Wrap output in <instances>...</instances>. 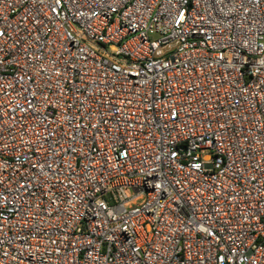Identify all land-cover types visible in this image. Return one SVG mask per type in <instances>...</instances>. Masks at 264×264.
Instances as JSON below:
<instances>
[{
	"label": "built area",
	"instance_id": "2783aa9c",
	"mask_svg": "<svg viewBox=\"0 0 264 264\" xmlns=\"http://www.w3.org/2000/svg\"><path fill=\"white\" fill-rule=\"evenodd\" d=\"M0 264H264V0H0Z\"/></svg>",
	"mask_w": 264,
	"mask_h": 264
}]
</instances>
